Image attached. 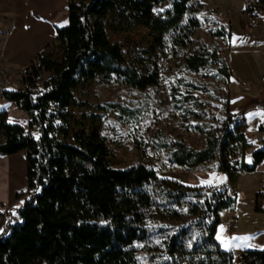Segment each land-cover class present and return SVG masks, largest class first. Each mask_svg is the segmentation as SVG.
<instances>
[{"label":"trees","instance_id":"obj_1","mask_svg":"<svg viewBox=\"0 0 264 264\" xmlns=\"http://www.w3.org/2000/svg\"><path fill=\"white\" fill-rule=\"evenodd\" d=\"M259 2L261 11L264 0ZM161 3L171 4L178 18L202 10L199 0H69L67 24L56 28L55 42L30 63L21 80L24 89L3 93L29 117L28 125L15 124L6 111L0 113V156L26 152L29 192L16 208V221L10 218L0 233V264H233V253L222 250L216 238L221 212L236 205L230 193L193 188L161 178L152 169L70 168L76 157H87L68 141L71 109L77 105L75 86L101 78L146 91L157 83L155 76L145 79L98 46L104 36L101 19L108 17L116 32H130L148 25L145 17ZM215 35L226 37L223 28ZM182 69L196 75L212 69L223 84L233 77L220 52L205 42ZM177 77L171 92L174 107L206 143L198 149L170 140L156 148L167 150L169 162L183 168L217 160L231 184L241 173L255 172L264 161V149L254 152L251 163L246 161V126L230 112L229 99L218 127L198 124L208 118L206 104L182 87L204 88L184 75ZM121 112L122 117L136 116L125 108ZM261 202L264 191L257 196V212H264ZM245 253L246 264H264V250Z\"/></svg>","mask_w":264,"mask_h":264},{"label":"rangeland","instance_id":"obj_2","mask_svg":"<svg viewBox=\"0 0 264 264\" xmlns=\"http://www.w3.org/2000/svg\"><path fill=\"white\" fill-rule=\"evenodd\" d=\"M245 6L243 0L237 1L233 13L236 18H243L239 11ZM227 12L231 13L229 8ZM145 20L148 25H139L130 32L120 33L113 30L108 17L101 19L104 36L98 46L105 47L121 61L135 67L145 79L155 76L157 83L155 87L140 91L115 82L106 83L99 78L74 87L77 105L71 109L74 122L68 141L86 152L87 157H76L71 164V171L94 170L99 165L117 169H152L161 178L177 180L193 188L215 191L219 186H227L230 195L237 200L241 199L238 192L243 190L247 202H239L237 208L234 207L235 213L234 210L222 211V221L226 223L237 218L239 229L245 230L259 226L260 222L254 219L257 217L251 207L255 204L256 196L264 191V161L257 172L240 174L233 192L228 178L219 171L217 160L193 169L183 168L169 162L167 150L156 148L160 142L170 140H183L198 149L206 143L204 135L190 130L185 116L174 107L171 92L177 75H184V78L196 81L204 88L202 91L182 87L184 93L193 94L206 104L208 118L199 119L197 123L205 121L215 127L220 125L218 119L222 117L228 99L226 84L214 77L212 69L199 75L183 72L182 69L186 58L194 53L201 42L218 51L227 47L226 41L215 35L220 26L218 16L207 13L203 8L200 12L178 18L173 14L171 4L161 3ZM166 22L168 25L161 32L160 28ZM64 23L59 21V24ZM246 25L248 27V22ZM1 28L0 32H5L10 29V24L4 23ZM2 38L0 34V46ZM27 72L28 69L6 73L0 70V112L8 110L10 123L28 125L27 116L22 111L1 102L3 92L24 89L21 80ZM121 108L136 116L124 114L122 117ZM128 118L132 122L126 123ZM248 122L247 139L257 151L260 149L258 139L262 132L257 121L249 118ZM33 133L37 135L38 129H33ZM237 157H241V150ZM28 192L26 152L0 156V229L3 225L5 228L10 218L16 221V208L24 203ZM261 203L264 205V202ZM231 235L232 231L221 243L225 245L224 242Z\"/></svg>","mask_w":264,"mask_h":264},{"label":"crops","instance_id":"obj_3","mask_svg":"<svg viewBox=\"0 0 264 264\" xmlns=\"http://www.w3.org/2000/svg\"><path fill=\"white\" fill-rule=\"evenodd\" d=\"M237 1L215 0V2L209 3L208 0H200V3L202 10L204 8L207 13L218 16L219 28H223L225 32L226 37L219 38L226 41L227 47L221 48V52H219L233 73V77L226 84L230 101L229 109L237 120L246 126V135L249 118L257 121L259 131L264 132V115H262L264 114V107L257 109L255 106L256 103L264 100V82L262 81L264 77V9L260 11L261 20L257 23L256 28L249 29L246 25L247 17L244 11L249 3L256 0H243L246 6L239 11L242 19L236 18L233 14L236 11ZM68 3L69 0H0V24H10L9 30L0 32L3 35L0 46V70L2 72L18 71L19 69H22L23 72L26 71L30 63L55 42L56 28L67 24ZM205 4H210V7ZM228 8L231 13L227 12ZM60 20L65 23L59 24ZM1 25L0 30L2 29ZM1 102L8 104V107L14 106L20 110L15 102L8 101L4 95H2ZM261 110L263 111L261 112ZM24 114L27 116L26 113ZM27 119L29 121L28 116ZM249 141L247 139L248 148L244 154L241 150V157L242 154L245 155L246 161L251 163L255 147ZM23 152L25 151L19 153ZM259 166L255 172L259 170ZM223 174L230 182V177L225 173ZM237 180L233 181L232 184L230 183L233 190H235L234 185L237 184ZM240 191L245 194L243 190ZM241 201L245 203L247 198L236 200V208ZM256 202L257 196L251 211L257 217L254 219H257L256 221H259L260 225L246 230L239 229L238 226L235 231L232 230L231 235V237H253L254 239L247 242L233 241L228 247H225L221 240L226 238L228 232L218 240L222 250L231 252L233 255L237 252L264 250V212L256 211ZM229 210L236 212L235 208ZM221 220H223L222 215ZM2 227L0 233L3 231L4 225ZM236 243H240L241 246H233Z\"/></svg>","mask_w":264,"mask_h":264},{"label":"built area","instance_id":"obj_4","mask_svg":"<svg viewBox=\"0 0 264 264\" xmlns=\"http://www.w3.org/2000/svg\"><path fill=\"white\" fill-rule=\"evenodd\" d=\"M258 7H260V2L259 0H256L254 2L249 3L245 8L244 12L246 14L248 27L250 29L256 28L257 23L261 20V15H260V11L258 10ZM262 81L264 82V77L262 78ZM255 106L257 109H262L264 107V100L259 101L258 103L255 104ZM258 142H259V148L264 149V132L261 133ZM215 191L224 194L230 193L228 192L227 186H219ZM232 191L235 192V190ZM238 194L241 199L245 198V194L243 192L239 191ZM221 226H223L224 229L223 232H221ZM237 228H238L237 218H233V220L226 223L221 220L216 235L217 240H219L218 237L221 238L226 233L232 230H236ZM246 258L247 256L245 252H237L233 255V264H246Z\"/></svg>","mask_w":264,"mask_h":264},{"label":"snow or ice","instance_id":"obj_5","mask_svg":"<svg viewBox=\"0 0 264 264\" xmlns=\"http://www.w3.org/2000/svg\"><path fill=\"white\" fill-rule=\"evenodd\" d=\"M264 115V114H262ZM15 214V213H13ZM223 226H221V232H223ZM218 239H220V237H218ZM254 239L253 237H231L228 241L224 242L225 243V247H228L229 244H231L233 241H236V242H247V241H250ZM235 247H239L241 246L240 243H236L235 245H233Z\"/></svg>","mask_w":264,"mask_h":264}]
</instances>
